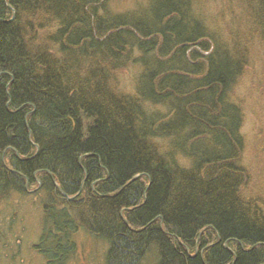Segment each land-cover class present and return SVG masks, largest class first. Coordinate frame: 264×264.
I'll use <instances>...</instances> for the list:
<instances>
[{
    "label": "trees",
    "instance_id": "trees-1",
    "mask_svg": "<svg viewBox=\"0 0 264 264\" xmlns=\"http://www.w3.org/2000/svg\"><path fill=\"white\" fill-rule=\"evenodd\" d=\"M111 1L0 0V199L40 186L45 264H68L80 227L105 264H264L230 95L245 53L192 0Z\"/></svg>",
    "mask_w": 264,
    "mask_h": 264
},
{
    "label": "rangeland",
    "instance_id": "rangeland-1",
    "mask_svg": "<svg viewBox=\"0 0 264 264\" xmlns=\"http://www.w3.org/2000/svg\"><path fill=\"white\" fill-rule=\"evenodd\" d=\"M147 1L112 0L110 8L126 11ZM192 1L196 13L206 23L224 31V41L231 50L238 48L245 53L244 71L230 95L240 104L243 113L242 164L251 177L249 190L259 191L264 181V38L251 7L253 0ZM115 76L120 89H132L131 71L122 68ZM26 189L25 194L12 192L0 199V264H45L42 255L33 248L43 225V193L36 185H27ZM258 195L264 199V188ZM73 238L76 250L68 264H105V242L92 237L82 227ZM154 256L150 253L140 264H154Z\"/></svg>",
    "mask_w": 264,
    "mask_h": 264
},
{
    "label": "water",
    "instance_id": "water-1",
    "mask_svg": "<svg viewBox=\"0 0 264 264\" xmlns=\"http://www.w3.org/2000/svg\"><path fill=\"white\" fill-rule=\"evenodd\" d=\"M54 185L56 186V188H58L59 190H60V188H59V185L54 181ZM61 191V190H60ZM63 193V192H62ZM63 195L67 198V199H72L73 198V196L72 197H69V196H67L66 194H64L63 193Z\"/></svg>",
    "mask_w": 264,
    "mask_h": 264
},
{
    "label": "bare ground",
    "instance_id": "bare-ground-1",
    "mask_svg": "<svg viewBox=\"0 0 264 264\" xmlns=\"http://www.w3.org/2000/svg\"><path fill=\"white\" fill-rule=\"evenodd\" d=\"M110 3H111V2H110ZM11 15H12L11 19H13V18L15 17L14 10L11 11ZM226 244H227V243L224 242V243H223V246L226 247V246H227ZM227 247H228V246H227Z\"/></svg>",
    "mask_w": 264,
    "mask_h": 264
}]
</instances>
